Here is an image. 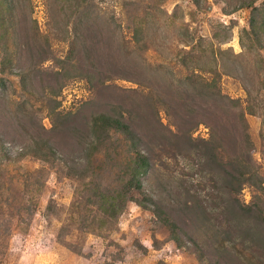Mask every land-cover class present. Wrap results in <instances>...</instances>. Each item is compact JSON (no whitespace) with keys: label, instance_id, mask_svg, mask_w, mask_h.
<instances>
[{"label":"rangeland","instance_id":"obj_1","mask_svg":"<svg viewBox=\"0 0 264 264\" xmlns=\"http://www.w3.org/2000/svg\"><path fill=\"white\" fill-rule=\"evenodd\" d=\"M12 2L14 7L3 24L0 21V78L5 79L0 85V138L12 143L14 153L25 142H33L32 137H41L58 147L65 160L51 165L27 157L2 165L0 264H203L197 244L207 253L206 264L214 262L224 245V238L216 233L217 221L192 218L181 223L176 214L192 181L195 187L205 184L203 198L215 201L208 195L213 191L209 170L203 173L205 178L198 173L207 158L193 152L192 146H183L171 135L178 127L169 124L172 118L189 127L187 113L194 109L193 137L209 139L213 130L222 135L234 129L238 108L228 110L218 100L204 99L198 95L199 88L186 82L194 68L193 75L216 76L222 93L240 101L254 147L253 160L264 180V0ZM253 20L262 27L257 41L246 36ZM135 27L142 30L140 42ZM23 70L28 74L26 86L21 81ZM54 96L59 111L72 113L71 126L58 124L56 131L52 127L57 118L49 111ZM14 100L25 101L30 113L23 110L26 119L12 125L11 112L5 109ZM112 103L122 106V112L134 111L142 147L148 141L160 153L151 160L144 189L134 190V197L165 198L166 210L174 209V219L183 226L185 245L178 246L154 211L135 201L128 202L118 230L105 236L83 230L77 214L72 215L79 184L67 174L68 166L84 152L72 128L92 115L108 112ZM111 142L119 150L125 147L114 135L107 139V144ZM161 144L166 145L164 152L159 150ZM107 151L104 148L98 155L105 170ZM120 172V167L114 174L106 172L104 183L117 185ZM36 179L44 182L41 193L34 192L36 186L31 184ZM218 180L221 185L222 178ZM255 193L246 184L240 197L250 203ZM70 217L75 218V226H69L59 240V229ZM232 252L235 264H263L247 245L236 242Z\"/></svg>","mask_w":264,"mask_h":264},{"label":"trees","instance_id":"obj_2","mask_svg":"<svg viewBox=\"0 0 264 264\" xmlns=\"http://www.w3.org/2000/svg\"><path fill=\"white\" fill-rule=\"evenodd\" d=\"M13 7L12 0H0V21H2V24L6 14ZM261 28L253 20L251 30H246V36L250 40L257 41L259 34H261ZM141 32V28L135 27L134 33L138 42L141 41V39H138ZM5 34L6 30L2 37ZM200 68L204 69L202 66ZM194 69L187 77L186 82L199 88L200 93L198 95L204 97V99L218 100L225 104L228 110L238 108L236 112L238 124L234 125L233 130L229 128L225 130L222 135L216 129L213 130L209 139H197L192 135V131L197 125L194 109L187 113L189 127L183 128L172 118L170 119L169 125L178 127V131L171 132V135L179 139L183 146H192L193 152H196L198 156L207 158L205 167L199 168L198 173H201L205 178L206 176L203 173L206 169L209 170L207 173L212 176L210 182L213 183V191L208 195L212 196V200L215 199L210 203L207 197L203 198L202 193L206 191V185L199 183L195 187L192 181V187L187 188L185 197L179 203L176 214L179 216L181 223H185L186 219L192 218L203 219L205 222L217 221L219 227L216 233L224 238V245L221 249H218V256H215V261L208 264H235L236 259L232 252V245L236 242L247 245L264 264V180L253 160L254 147L249 137L245 112L239 107L240 101L238 99L222 93L218 85L219 80L216 82V76L208 79L203 75H193ZM213 71L216 70L213 69ZM20 75L23 86H26L28 74L23 70ZM218 75L220 77V74ZM195 76L196 78H193ZM4 84L5 79L0 78V85ZM50 100L54 101V105L49 108L50 114L57 118L52 131H56L60 128L58 124L69 125L72 113L59 111L55 96L50 97ZM12 102L14 104L10 109H5V113L11 112L8 121L15 125L20 123V120L26 119L21 115L23 110L27 114L30 112H28L25 101L15 103L14 100ZM111 107L108 112L92 115L90 119L80 121L72 128L77 136L81 138L79 143L84 151L81 155L72 159L68 166L67 174L79 184L77 185L78 190H75L76 199L71 206V210L74 212L72 215L77 214V221L81 222L80 226L83 230L87 232L92 230L100 236H105L104 234L118 230L119 218L125 211L128 202L135 201L141 207L154 211L161 223L170 228V237L177 242L178 246L185 245L182 236L183 226L179 225L174 219V209L171 211L166 210L165 198L146 196L139 200L134 197V190L142 192L144 189L143 179L153 166L151 160L157 159L160 153L154 151L151 142L148 143L144 140L146 148L142 147L143 137L134 126V111L132 109H126L122 112V106L114 103L111 104ZM161 124L160 121L158 125ZM20 125L25 129L23 123ZM113 135L122 141L125 146L122 150H119V146L114 142L107 144V139L112 138ZM31 141L33 142H25L22 147L13 153L10 149L12 143H7L5 139L0 138V169H2L3 164L9 166L27 157L36 158L51 165H56L58 160H65V157L57 151L56 148L58 147L49 144L41 137L34 140L32 137ZM111 144L114 147L112 150ZM104 148L110 150L106 153V164L109 165L106 170L99 165L100 158H98ZM165 148L166 145L161 144L159 150L164 152ZM123 153L124 157H120ZM117 167L121 168L116 180L117 185L104 183V174L106 172L114 174ZM40 171L37 172L41 173ZM2 177L3 175L0 174V192L3 190L2 186L4 187ZM219 177L222 178L221 185L218 184ZM31 184L36 186L34 192H42L41 187L44 182H41L40 179H36ZM246 184H251L257 191L250 203L244 202L240 197ZM165 189L168 190V187ZM36 205L38 204L36 203ZM36 205L32 208L33 212L37 210ZM49 210L52 211L51 207H49ZM75 222L74 217L68 218L67 225L63 224L59 229V240H63V236L67 235L69 231V226L74 227ZM189 240L196 246L197 242L192 236H189ZM2 241L0 240V246H3ZM197 246L199 259L203 264H206L207 253L198 244ZM239 264L245 263L242 261Z\"/></svg>","mask_w":264,"mask_h":264}]
</instances>
